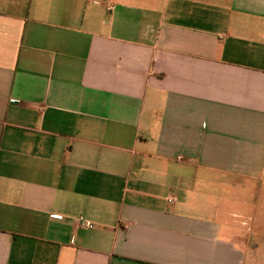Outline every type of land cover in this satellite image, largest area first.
<instances>
[{
    "label": "crops",
    "instance_id": "1",
    "mask_svg": "<svg viewBox=\"0 0 264 264\" xmlns=\"http://www.w3.org/2000/svg\"><path fill=\"white\" fill-rule=\"evenodd\" d=\"M249 220L264 0H0V264H264Z\"/></svg>",
    "mask_w": 264,
    "mask_h": 264
},
{
    "label": "rangeland",
    "instance_id": "2",
    "mask_svg": "<svg viewBox=\"0 0 264 264\" xmlns=\"http://www.w3.org/2000/svg\"><path fill=\"white\" fill-rule=\"evenodd\" d=\"M158 3V0H156ZM160 3V2H159ZM260 222V221H259ZM255 221H248V227L252 228V232L249 234L251 240H254L253 243L258 244L262 248V252L258 253V257L260 261L259 263H264V228L261 230L259 228H254V226H258L259 224H255ZM261 225L264 226V220L261 221Z\"/></svg>",
    "mask_w": 264,
    "mask_h": 264
},
{
    "label": "built area",
    "instance_id": "3",
    "mask_svg": "<svg viewBox=\"0 0 264 264\" xmlns=\"http://www.w3.org/2000/svg\"><path fill=\"white\" fill-rule=\"evenodd\" d=\"M172 199H169V202H172ZM86 226H90L89 223H85Z\"/></svg>",
    "mask_w": 264,
    "mask_h": 264
}]
</instances>
